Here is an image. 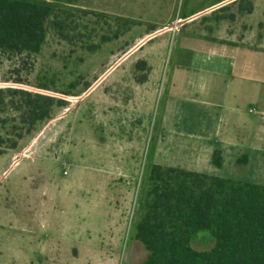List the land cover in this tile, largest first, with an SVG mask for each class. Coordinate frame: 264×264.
Listing matches in <instances>:
<instances>
[{"label":"rangeland","instance_id":"1","mask_svg":"<svg viewBox=\"0 0 264 264\" xmlns=\"http://www.w3.org/2000/svg\"><path fill=\"white\" fill-rule=\"evenodd\" d=\"M56 19L18 86L52 97L49 117L30 125L29 108L1 115L21 136L15 148L0 143V264H143L149 251L135 227L151 167L232 178L235 169L207 162L222 138L213 134L243 114L264 117V95L241 91L255 83L264 94V0H76ZM198 50L233 54L239 66L192 85ZM243 63L255 65L248 71L259 83L241 79ZM14 66H0V86L12 83ZM117 75L134 85L151 79L132 111L112 108ZM214 245L207 229L192 241L198 251Z\"/></svg>","mask_w":264,"mask_h":264},{"label":"trees","instance_id":"2","mask_svg":"<svg viewBox=\"0 0 264 264\" xmlns=\"http://www.w3.org/2000/svg\"><path fill=\"white\" fill-rule=\"evenodd\" d=\"M75 1L0 0V66L15 65L12 83L0 86V128L13 137L3 141L0 134L1 144L15 148L21 136L15 119H2V113L29 108L22 122L30 125L49 117L54 99L42 92L32 98L31 89L18 86L34 69L49 20L57 23L63 5ZM17 96L24 100L17 102ZM10 122L15 124L9 128ZM214 157L221 160L218 152ZM148 184L146 211L135 227V238L149 251L143 264H264V184L158 164L151 167ZM206 229L215 245L198 251L192 241Z\"/></svg>","mask_w":264,"mask_h":264},{"label":"crops","instance_id":"3","mask_svg":"<svg viewBox=\"0 0 264 264\" xmlns=\"http://www.w3.org/2000/svg\"><path fill=\"white\" fill-rule=\"evenodd\" d=\"M123 14L125 15V13ZM244 43L249 44L251 51H258L262 48L257 46L263 44V41H256L253 44L244 41ZM210 53L211 52L209 51L205 52L204 50H198L193 56L190 66V72L193 74L189 77L192 85L194 83V85H196L199 80L208 79L210 76L215 78L216 76L230 75L234 73L235 68L237 69L239 66V63L233 58V54H225L223 52H218V54L214 52L213 54ZM210 55L214 56L215 59L214 57L210 58ZM252 68H255V65L249 66L248 64L243 63L241 66L242 75L240 77L244 82L254 81L259 83V77L255 78L249 74L250 71H248V69L251 70ZM114 70L119 71L118 67H115V69L111 70V73ZM153 71H155V69ZM120 78L121 76L117 75L111 80L114 86L112 94H115L110 98L112 108L121 109L125 112L128 110L132 111L134 106V96L137 94L136 92L143 91V89L147 87V84L151 83V79L149 78L145 82L136 83L134 85L128 82L123 83ZM253 84L254 85L250 84L248 87H242L241 91L243 92V89H247L248 91L245 93L246 97L248 95H250V97L253 95V97L257 96L259 99L264 94L259 85L255 83ZM212 87L213 85H211V88ZM128 89L130 92L127 91ZM208 103L215 106H220L221 104H216L214 101H209ZM262 104L264 109V101H262ZM240 118L238 126H235L234 124V128L230 127L226 128L225 131H219V129L215 131L213 135L222 138L217 141L213 140V143H211L212 145L207 148V153H209V156L207 155V162L211 164L210 166L214 169H235V171L232 172L235 174V178L232 177L233 179L264 184V117L262 119H254L243 114ZM125 119L127 118L125 117ZM130 119H133V116H130ZM130 147L132 148V144ZM216 152L221 156L220 161L215 160V157H213V154L215 155ZM210 155L212 156V160H210Z\"/></svg>","mask_w":264,"mask_h":264}]
</instances>
